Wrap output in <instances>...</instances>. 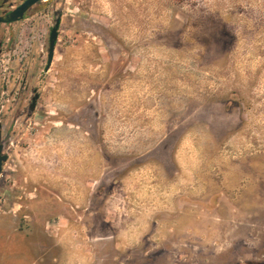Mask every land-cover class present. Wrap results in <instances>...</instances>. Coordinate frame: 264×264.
<instances>
[{"label":"rangeland","instance_id":"374dc122","mask_svg":"<svg viewBox=\"0 0 264 264\" xmlns=\"http://www.w3.org/2000/svg\"><path fill=\"white\" fill-rule=\"evenodd\" d=\"M47 1L0 24V264H264V0Z\"/></svg>","mask_w":264,"mask_h":264},{"label":"water","instance_id":"95a60500","mask_svg":"<svg viewBox=\"0 0 264 264\" xmlns=\"http://www.w3.org/2000/svg\"><path fill=\"white\" fill-rule=\"evenodd\" d=\"M39 0H26L22 5H20L18 8L10 12L9 14L5 16H0V22H12L16 21L20 18L24 17V13L27 9H29L33 4L38 2ZM57 18L55 25L53 26L51 33H50V44L48 49V62L46 68L49 69L55 54L56 49V43L59 37V27L61 23V12H57ZM36 91V90H35ZM39 92L36 91V94L32 97V102L29 105V114H31L37 104L38 98H39ZM1 126V124H0ZM4 147H5V139H2V133L0 131V177L1 173L3 171V165L4 162L8 159V154L4 153Z\"/></svg>","mask_w":264,"mask_h":264},{"label":"flooded vegetation","instance_id":"af4514ba","mask_svg":"<svg viewBox=\"0 0 264 264\" xmlns=\"http://www.w3.org/2000/svg\"><path fill=\"white\" fill-rule=\"evenodd\" d=\"M25 1L26 0H0V16H5V15L9 14L10 12H12L16 8H18L20 5H22ZM47 4H48V1L47 0H39L38 2H36L35 4H33L29 9H27L25 11L23 18H20V19H18L16 21H12V22H6V23L0 22V24H8V25H11V24H13L15 22L24 20V19L27 18V16L29 14H34L37 11L42 10ZM57 16L54 18L55 20H54L53 26L55 25ZM61 20H62V16H61ZM53 26H52V28H53ZM52 28H51V30H52ZM51 30H50V33H51ZM49 41H50V36H49ZM1 129H2V126H0V131H1ZM1 133H2V131H1ZM2 139H3V137H2Z\"/></svg>","mask_w":264,"mask_h":264}]
</instances>
